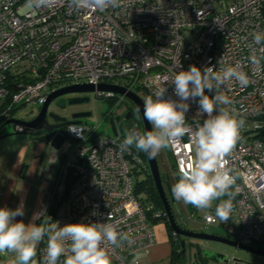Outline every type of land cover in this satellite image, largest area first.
Here are the masks:
<instances>
[{"label":"built area","instance_id":"1","mask_svg":"<svg viewBox=\"0 0 264 264\" xmlns=\"http://www.w3.org/2000/svg\"><path fill=\"white\" fill-rule=\"evenodd\" d=\"M257 31L264 33V0H119L105 11L76 9L70 0H51L41 8L28 0H0V106L5 105L0 130L1 123L16 118L11 111L17 105L40 109L64 86L105 83L137 95L166 87L164 99L177 100L171 83L176 71L239 65L249 83L233 80L220 89L231 100L222 107L245 120L227 157L226 166L237 175L233 211L226 223L210 209L202 220L221 227L230 239L264 249V68L254 73L249 59L252 48L260 47L253 43ZM92 94L116 102L103 117L110 126L109 118L126 98L108 91ZM188 103L186 120L195 129L207 115L198 114V98ZM100 126L86 119L53 131L47 143L53 189L35 223H114L128 239L107 246L111 264H141L136 253L155 240L148 217L154 205L136 193L132 176L149 172L148 165L135 147L120 150L124 138L118 130L110 136ZM57 134L63 142L54 150L49 144ZM167 150L177 173L194 156L188 136ZM158 216L153 211L152 217ZM46 241L47 236L38 245L37 264H43Z\"/></svg>","mask_w":264,"mask_h":264},{"label":"clouds","instance_id":"2","mask_svg":"<svg viewBox=\"0 0 264 264\" xmlns=\"http://www.w3.org/2000/svg\"><path fill=\"white\" fill-rule=\"evenodd\" d=\"M50 3L51 0H28L29 6L36 8L48 7ZM70 3L76 9L105 11L117 7L119 0H70ZM253 43L260 47L252 48L249 59L254 73L259 74L264 68L261 64L264 60V33H253ZM233 80L246 86L249 76L239 65L222 66L219 70L214 66H205L201 70L191 65L188 70L176 71L171 83L179 99H164L166 87L146 96L143 117L151 125V130H128L119 145L121 151L135 147L156 157L162 150L172 148L188 136L194 156L179 166L178 179L171 188L172 195L177 201L201 211L211 209L214 201H219L215 205V217L223 223L228 221L233 211L235 192L232 188L237 179L234 170L226 166L227 157L245 126L244 119L222 107L230 105L231 100L220 89ZM205 90L214 95L205 94ZM197 98L198 114H206L207 118L193 129L187 123L186 113L190 108L189 99ZM24 214L23 202L15 209L0 207V254L14 253L16 264H37V248L45 236L43 264H111L107 246H118L119 240L128 239L127 234H121L114 223L78 222L61 226L58 221H45L38 225L15 219Z\"/></svg>","mask_w":264,"mask_h":264},{"label":"rangeland","instance_id":"3","mask_svg":"<svg viewBox=\"0 0 264 264\" xmlns=\"http://www.w3.org/2000/svg\"><path fill=\"white\" fill-rule=\"evenodd\" d=\"M85 94H72V96H82ZM90 95V102L86 104L81 105H71L67 106L65 109H60L56 106L54 102H51L48 106V112H57L61 114L62 116L69 117L71 112L76 111L78 109H88L91 112V116L87 118L88 123L98 124L100 123L101 126L99 127V131H104L108 135L112 136L113 133L111 131L110 126L107 122L103 121V112L107 111L108 109H112L116 102L109 103L106 100H95L94 95L92 93L88 94ZM139 97L144 100V98L148 95H150L147 92L140 91L138 92ZM70 96V95H69ZM117 101V100H116ZM14 111L13 115L16 118H24L26 120L31 119L34 117L37 113L39 108L33 107L31 105H24L19 106L17 105ZM129 109H133L132 103L124 99V101L121 103V105L117 108L116 113L117 115H122L124 111H127ZM137 117V114H135ZM132 119L126 122H123L122 127H118V131L122 134L123 137H125L127 129L129 127V124L131 123ZM13 127L9 124H5L4 127L0 130V191L5 185V182L7 178L11 175V169L13 168V165L16 160V154L18 150L26 146L28 147V155L31 153V150L38 145V136L36 137V134H12ZM50 150L47 148L45 149L42 157L41 167L48 166V156H49ZM28 159V157L25 159V161ZM146 162V159H144ZM156 160L158 163V167L161 173V176L168 182L170 189L172 186L176 183L178 179V173L173 165V161L171 159V156L168 153L167 149L162 150L157 156ZM147 163V162H146ZM146 178V174L144 172L136 173L132 176L133 182H141ZM41 179L39 177H36L33 181V188L30 191V194L28 196L26 206H25V214L30 209L31 205L33 204V198L35 195V186L38 184V182ZM143 196V195H142ZM170 197V196H169ZM173 197V195H172ZM173 211L175 214V217L177 220L182 219L186 222V226L190 230L194 231H202L206 233H216L220 235H226L225 231L216 225H207L202 220V215L205 210H192L189 205L184 204L182 201H177L173 197V201H171ZM24 214V215H25ZM193 242V244L190 243ZM184 239L185 247H184V256H186L185 261L188 264L190 263V256L195 251L196 245L200 248H206L213 251H219L227 255L228 260L230 262L232 259L239 260L243 263L247 264H264V256H257L248 252H245L243 250L235 249L230 246H227L225 244L217 243L214 241H205V240H190ZM194 243L196 245H194ZM156 264H171L170 258L168 256H165L162 260H158ZM221 264V263H218Z\"/></svg>","mask_w":264,"mask_h":264},{"label":"water","instance_id":"4","mask_svg":"<svg viewBox=\"0 0 264 264\" xmlns=\"http://www.w3.org/2000/svg\"><path fill=\"white\" fill-rule=\"evenodd\" d=\"M95 90L97 91H108L113 92L118 95L124 96L127 100L131 101L136 108L138 109L145 126V131L151 130V125L145 121L143 117V101L142 99L134 92L128 91L120 86L112 85V84H105L100 83L96 87L92 84H74L69 86H64L55 91L51 92L45 102L40 107L38 113L31 118L30 120H22V119H9L5 122V124H9L13 127L12 134H35L39 131L44 130L47 133L53 132L56 129H61L70 124H85L86 119L91 116L90 111H80V112H73L70 114L69 119L66 117H61L56 115L53 112H47L49 104L62 96L72 95V94H85L82 96H70L67 98H59L56 102V106L60 109H64L66 106L71 105H81L86 104L89 102L90 98L88 96L89 93H93ZM47 117L52 118L54 121H59L57 124H50L47 121ZM128 115L124 119H127ZM109 123L111 126V131L114 135L117 134L116 125L114 123L113 118H109ZM2 136H0L1 138ZM63 142V136L60 134L55 135L52 140L50 141V147L54 150H57L61 143ZM145 159L148 165L149 174L152 178L154 187L158 193V196L161 200V203L164 208L165 217L167 219L169 227L172 229L174 235L183 236L185 238H190L194 240H205V241H214L217 243L225 244L235 249L243 250L245 252L257 255V256H264V249L255 248L253 246H248L236 240L230 239L225 235H219L216 233H206L202 231H194L188 228H182L176 221L172 209L169 203V199L167 198L166 191L170 196V200L173 201L172 192L168 182L162 178L156 157H151L148 154L144 153ZM181 221V220H180ZM184 224L186 223L183 219L182 221ZM181 255L184 256V245L185 242L183 239L179 241ZM202 254L216 262H221L224 264L228 263L227 255L222 252L213 251L206 248H201ZM235 264H247L243 263L239 260L232 259ZM195 264V263H193Z\"/></svg>","mask_w":264,"mask_h":264},{"label":"crops","instance_id":"5","mask_svg":"<svg viewBox=\"0 0 264 264\" xmlns=\"http://www.w3.org/2000/svg\"><path fill=\"white\" fill-rule=\"evenodd\" d=\"M38 142V145L31 150L29 155L26 146L18 150L15 163L11 169V175L0 191V207L7 206L10 209H15L23 202L25 209L28 196L33 188L34 179L36 177L41 179L35 186L36 191L30 209L24 216L15 218L17 221L23 220L26 224L36 222V214L42 208L52 180L50 164L41 167L43 153L46 148L48 150L49 148L39 137ZM27 157L28 159L25 161ZM23 163L25 164L24 174L21 176V165ZM153 229L155 234L154 244L148 250H140L136 253L135 257L141 264H156L158 260L170 256L172 243L167 226L163 222H158L153 224ZM0 264H16L15 254L10 252L0 254Z\"/></svg>","mask_w":264,"mask_h":264},{"label":"trees","instance_id":"6","mask_svg":"<svg viewBox=\"0 0 264 264\" xmlns=\"http://www.w3.org/2000/svg\"><path fill=\"white\" fill-rule=\"evenodd\" d=\"M106 101L109 102V103H113L114 102L113 99H107ZM4 106H5L4 104L1 105L0 106V110L3 109ZM13 111H11V113H13ZM108 113H109L108 110L103 112L104 117H106L108 115ZM2 125L4 127V124L1 123V126ZM35 134H36V137L38 136L42 141H44L45 145H47L48 140L53 135V132L45 133V131L42 130V131H39L38 133H35ZM140 154L143 157V159H145L144 153L140 152ZM24 167H25V164L23 163L21 165V172H20L21 176L24 174ZM145 174H146V178L143 181H141V182H136V184H135L136 193L139 194V196H140V198L142 200H149V201H151L153 203V205H154L153 211L154 212H160V216H158V217H152L153 211H150L148 213V217H149L151 223L155 224V223H158V222H163V223H165V225L168 228V231H169L170 237H171V243H172V249H171V253H170V256H169L171 264H187L186 261H185L186 256H182L181 255L179 242L175 238L176 235L174 236L172 234V229L168 225L167 219L165 217L163 205H162L161 200H160V198L158 196V193H157V191H156V189L154 187L152 178H151V176H150L148 171H146ZM52 189H53V184L50 187V192H52ZM227 198L228 197H223L222 199H227ZM232 202L234 204L235 196L232 197ZM217 203H219V201H214L213 207L210 210L215 212V205ZM189 206H190V208L192 210H196V208L193 207L192 205H189ZM190 260L191 261H190V263L188 262V264H193V263H195V264H216V261L211 260V259L205 257L202 254L200 247H197V249L195 251H193V253L190 256Z\"/></svg>","mask_w":264,"mask_h":264},{"label":"flooded vegetation","instance_id":"7","mask_svg":"<svg viewBox=\"0 0 264 264\" xmlns=\"http://www.w3.org/2000/svg\"><path fill=\"white\" fill-rule=\"evenodd\" d=\"M70 96H72V95H70ZM69 95H67V96H62V97H59V98H67V97H70ZM89 96V95H88ZM59 98H57V99H55V100H53L52 102H54L55 104H56V102H57V100L59 99ZM89 98H90V96H89ZM124 101V100H123ZM89 102H90V100H89ZM88 102V103H89ZM131 102V101H130ZM132 103V102H131ZM121 105V104H120ZM132 105H133V109H129V110H127V111H124L123 112V114L122 115H117V113H115L114 114V116H113V120H114V122H115V125H116V129H118V127L120 128V126L122 127V124H123V122H126V121H129V120H131L132 119V121H131V123L129 124V127H128V129H127V131L128 130H131V129H133V128H135V129H137V130H139V131H141V132H144L145 131V126H144V122H143V119H142V117H141V115H140V113H139V111H138V109L136 108V106L132 103ZM65 108H67V106L65 107ZM64 108V109H65ZM63 110V109H62ZM80 111H89L88 109H86V108H84V109H78V110H76V111H73V112H80ZM48 112V111H47ZM73 112H71V113H73ZM49 113V112H48ZM53 113H55L56 115H58V116H61V117H65V116H62L61 114H59V113H57V112H54L53 111ZM135 114H137V117H136V115ZM126 115H128V118L127 119H124L125 117H126ZM67 119H69V117H66ZM47 121H48V123H50V124H57V123H59V121H54L52 118H50V117H47ZM65 127H62L61 129H64ZM121 129V128H120ZM165 181V180H164ZM166 195H167V198L169 199V203H170V206H171V209H172V213H173V215H174V217H175V214H174V211H173V207H172V203H171V200H170V197H169V195H168V193H167V191H166ZM175 219H176V217H175ZM176 221H177V223L182 227V228H187V226H186V223L184 224L183 222H181V221H179V220H177L176 219ZM220 235V234H219ZM175 236V235H174ZM175 238L179 241L180 239H189V241L191 240L190 238H185V237H183V236H178V235H176L175 236ZM192 240H194V239H192ZM190 243L191 244H193V242H191L190 241ZM194 245H196L195 243H194ZM197 245H196V248H195V250L197 249ZM255 248H259V247H257V246H255ZM219 252V251H218ZM228 258V257H227ZM218 263H221V262H216V264H218ZM221 264H224V263H221ZM227 264H235L234 263V261H231L230 262V260L228 261V263Z\"/></svg>","mask_w":264,"mask_h":264}]
</instances>
